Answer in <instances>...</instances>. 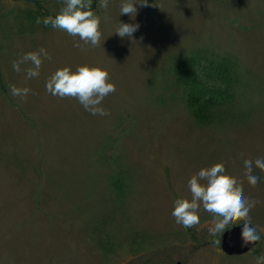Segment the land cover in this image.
I'll return each mask as SVG.
<instances>
[{
    "label": "rangeland",
    "instance_id": "374dc122",
    "mask_svg": "<svg viewBox=\"0 0 264 264\" xmlns=\"http://www.w3.org/2000/svg\"><path fill=\"white\" fill-rule=\"evenodd\" d=\"M93 1L102 46L81 49L78 37L44 23L62 0H0V264H256L264 171L253 167L260 180L251 187L243 162L264 158V0H148L134 17L120 14L123 0H108L106 10ZM119 23L139 28L120 38ZM41 48L51 60L38 78H26L30 62L13 70ZM200 50L246 62L240 79L255 102L247 119L199 124L175 101L174 65ZM83 65L106 69L116 87L101 104L106 116L46 91L57 69ZM10 85L31 93L13 97ZM109 141L116 154L106 159ZM117 162L129 188L114 196L108 176ZM218 162L257 202L250 216L260 239L240 255L213 243L221 236L209 233V213L187 229L171 215L175 200L191 198L189 178Z\"/></svg>",
    "mask_w": 264,
    "mask_h": 264
},
{
    "label": "clouds",
    "instance_id": "9594fccd",
    "mask_svg": "<svg viewBox=\"0 0 264 264\" xmlns=\"http://www.w3.org/2000/svg\"><path fill=\"white\" fill-rule=\"evenodd\" d=\"M92 3L93 0H62L63 7L59 13L54 18L46 19L44 23L51 24L53 28L62 30L74 38L78 37L83 43H74V47H101V21L92 10ZM137 4L150 6L148 0H123L120 14L134 17ZM99 7L106 10L108 0H100ZM138 28V24L119 23L115 34L120 38H131ZM45 59L51 60V56L46 49L41 48L13 61L12 67L19 73L20 65L30 62L31 67L25 69L26 78H38ZM9 87L11 95L22 100L31 93L28 87ZM45 88L53 96L77 100L90 114L100 116L109 114L101 104L108 95L116 91L106 69L89 65L78 66L75 71L68 66L57 69L46 81ZM243 163L247 183L256 187L260 178L253 174V167L264 171V158H257L255 161L245 159ZM187 185L191 198L175 200L171 213L178 225L186 229L196 227L200 224V212L203 210L213 217L212 226L209 228L213 237H220L224 232L239 226L243 245L254 244L260 239L251 227L250 216L257 202L244 196L242 182L226 171L223 162L201 168L189 178ZM213 243L219 245L221 240L214 239ZM256 264H264V256L257 257Z\"/></svg>",
    "mask_w": 264,
    "mask_h": 264
},
{
    "label": "trees",
    "instance_id": "16d2710c",
    "mask_svg": "<svg viewBox=\"0 0 264 264\" xmlns=\"http://www.w3.org/2000/svg\"><path fill=\"white\" fill-rule=\"evenodd\" d=\"M94 4L93 1L92 9ZM35 11L40 13L38 9ZM27 14L29 17L35 15L31 11ZM245 65L246 62L240 59L237 53L224 56L200 50L174 65L172 95L175 101H181L189 109L191 117L199 124L211 126L212 123L229 120L239 122L247 119L255 102L244 93L247 91V83H242L240 79L241 70L247 71ZM0 85L3 87L1 75ZM240 98L244 108L238 112L239 106L237 107L236 103ZM125 131L127 132L126 127ZM114 150L113 142L109 141L104 149L106 159L116 154ZM111 166L112 172L108 176L109 189L114 196H119L129 188L127 170L121 162Z\"/></svg>",
    "mask_w": 264,
    "mask_h": 264
},
{
    "label": "water",
    "instance_id": "95a60500",
    "mask_svg": "<svg viewBox=\"0 0 264 264\" xmlns=\"http://www.w3.org/2000/svg\"><path fill=\"white\" fill-rule=\"evenodd\" d=\"M251 227H253L252 224ZM256 243L243 245L241 240V229L239 226L233 227L231 230L224 232L221 236V248L225 253L230 255L244 253L250 250Z\"/></svg>",
    "mask_w": 264,
    "mask_h": 264
}]
</instances>
